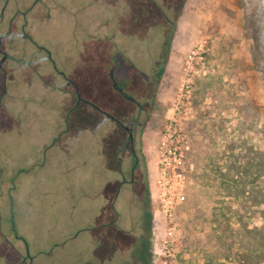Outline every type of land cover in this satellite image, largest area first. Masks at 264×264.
I'll list each match as a JSON object with an SVG mask.
<instances>
[{"label": "rangeland", "instance_id": "obj_1", "mask_svg": "<svg viewBox=\"0 0 264 264\" xmlns=\"http://www.w3.org/2000/svg\"><path fill=\"white\" fill-rule=\"evenodd\" d=\"M44 1L45 17L27 20L30 41L15 37L17 115L0 116V264H73L86 233L89 264H231L222 256L232 230L263 222L260 207L234 199L222 172L230 142L264 153V0H155L156 12L148 0ZM159 9L171 20L166 57L137 136L136 182L112 204L114 230L122 135L95 109H68L73 89L106 114L129 108L107 75L128 71L118 53L159 46ZM198 46L201 64L186 62ZM170 141L181 146V178L169 174L165 217L156 181L161 142Z\"/></svg>", "mask_w": 264, "mask_h": 264}, {"label": "flooded vegetation", "instance_id": "obj_2", "mask_svg": "<svg viewBox=\"0 0 264 264\" xmlns=\"http://www.w3.org/2000/svg\"><path fill=\"white\" fill-rule=\"evenodd\" d=\"M26 1L28 2L25 6L26 8L21 9V1L19 0H0V116L9 114L12 116L17 115L16 104L19 99V59L17 58L16 52L13 51L16 47L15 37L22 35L30 41L29 32H25V27L28 26L27 20H29L30 24L42 20V18L45 17L44 14L47 9L44 0ZM148 1L153 3V5H151L156 12L157 8L155 4L157 3L155 0ZM159 11L160 19L163 20L162 23L164 25L159 46L158 44L152 45L151 42H148L142 48L138 46L136 50L133 51L128 48V53H118L117 55H119L122 62H124V64H118V67L127 68L128 71L122 73L121 76H117V79L114 78L113 74H111V77H109V73L107 75L110 89L120 98L121 102L128 104L129 108L123 109L122 114H106L98 110L91 101L81 99L80 97L79 100H77L78 94L76 90L73 89L74 103H72L71 108L68 109V113L76 110L79 106H87L95 109L109 118L111 124L109 127L111 130L113 129L115 131V134L117 132L119 134L121 133L122 140L115 152L118 161L120 185H133L135 183L134 172L140 164L139 153H142L141 150L137 151L136 149L137 136L140 131H144L145 124H147L150 120L149 117L152 115L151 107L154 102L153 89L156 84H158V80L161 77V75L158 77V74L164 65L166 57V39L171 20L165 16L163 11L160 9ZM19 19L22 20V24L20 25H18ZM146 19H143L140 24L145 23ZM27 28H29V26ZM143 33L144 30L142 31V34ZM7 105L9 106V111H7ZM146 117L147 120H145ZM119 154L120 156H118ZM124 162L126 163L125 166H123Z\"/></svg>", "mask_w": 264, "mask_h": 264}, {"label": "trees", "instance_id": "obj_3", "mask_svg": "<svg viewBox=\"0 0 264 264\" xmlns=\"http://www.w3.org/2000/svg\"><path fill=\"white\" fill-rule=\"evenodd\" d=\"M161 73L162 69L158 77H160ZM80 132L82 131L80 130ZM225 148L227 152L224 157L225 168L222 176L225 180L232 183L231 188L226 185L227 189L229 191L232 189L233 192L231 194L234 199L241 197L242 203L249 204L255 208L260 207L259 218L263 222L250 228L242 225V227L238 226L235 230L231 229L232 233L227 238L222 259L229 261L231 264H264V153L246 144L244 140L239 141L237 144L230 142ZM235 150L237 152H234ZM116 171L117 173L119 172L118 166ZM119 182L114 188L109 203L112 215L107 222L109 225H113L114 230H118V226L116 225V220L118 219L116 207L118 204H116L115 208L112 207V204L114 200L118 199L121 187L126 185H120ZM110 185L109 183V193L111 189ZM127 185L132 186L130 184ZM85 236L84 249L74 253L73 264H89L91 262V259L88 257L94 243L93 236L89 233H86ZM82 253L84 261L83 259L82 261L80 260ZM77 255H79L78 258H76Z\"/></svg>", "mask_w": 264, "mask_h": 264}, {"label": "built area", "instance_id": "obj_4", "mask_svg": "<svg viewBox=\"0 0 264 264\" xmlns=\"http://www.w3.org/2000/svg\"><path fill=\"white\" fill-rule=\"evenodd\" d=\"M202 53H203L202 46H198L197 48L189 52V54L187 55L188 60L186 62L192 63L194 61L196 64H201ZM174 141L178 142L177 139H175ZM161 145L162 147H160V150L158 152L159 176L156 183L158 184V186L161 188L162 191L160 195H162V202L164 204L162 205L161 212L165 217L166 216L170 217L169 212L170 210H172L173 196L166 195L168 193L166 186L168 187L169 185V180H170L169 174H172L174 178H181V174L176 170H177V165L179 164L180 159L182 157V150H181V146L179 145L175 146L172 141H170L169 144H165V142H161ZM165 243L166 242H163L162 244V256L169 257L171 256L170 249L167 248L168 246L165 245ZM154 264H167V261L165 259H158L154 262Z\"/></svg>", "mask_w": 264, "mask_h": 264}, {"label": "crops", "instance_id": "obj_5", "mask_svg": "<svg viewBox=\"0 0 264 264\" xmlns=\"http://www.w3.org/2000/svg\"><path fill=\"white\" fill-rule=\"evenodd\" d=\"M96 160H97V157L94 158L95 162H96ZM81 195L83 196V197L81 196L82 198L89 199L91 197V193L88 195L87 192H85V191Z\"/></svg>", "mask_w": 264, "mask_h": 264}, {"label": "water", "instance_id": "obj_6", "mask_svg": "<svg viewBox=\"0 0 264 264\" xmlns=\"http://www.w3.org/2000/svg\"><path fill=\"white\" fill-rule=\"evenodd\" d=\"M109 77H111V72H109ZM77 100H79V96L77 95Z\"/></svg>", "mask_w": 264, "mask_h": 264}]
</instances>
